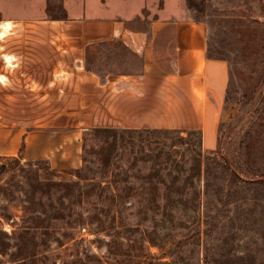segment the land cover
Returning <instances> with one entry per match:
<instances>
[{"label": "rangeland", "instance_id": "rangeland-1", "mask_svg": "<svg viewBox=\"0 0 264 264\" xmlns=\"http://www.w3.org/2000/svg\"><path fill=\"white\" fill-rule=\"evenodd\" d=\"M60 1L0 0V22L62 14ZM125 3L134 28L205 24L208 54L229 67L217 145L199 147L194 129L155 140L92 127L77 167L0 157V264H264V0ZM113 47L93 51L91 66L129 68Z\"/></svg>", "mask_w": 264, "mask_h": 264}, {"label": "crops", "instance_id": "crops-1", "mask_svg": "<svg viewBox=\"0 0 264 264\" xmlns=\"http://www.w3.org/2000/svg\"><path fill=\"white\" fill-rule=\"evenodd\" d=\"M126 1L61 0L62 14L0 22V157L77 167L92 127L194 129L204 150L216 147L229 67L208 54L205 24L157 17L134 28ZM113 45L129 68L91 66Z\"/></svg>", "mask_w": 264, "mask_h": 264}, {"label": "trees", "instance_id": "trees-1", "mask_svg": "<svg viewBox=\"0 0 264 264\" xmlns=\"http://www.w3.org/2000/svg\"><path fill=\"white\" fill-rule=\"evenodd\" d=\"M129 131L133 134V135H135L136 137H141V135H146V137H148V138H151V137H153L154 136V133H160V134H162V133H176L177 135L178 134H181L183 131L182 130H179V129H149V128H142V129H137V128H130L129 129ZM160 134H158V135H160ZM164 139H163V141L164 142H166V140L168 139V137L167 136H165V137H163ZM153 139H155V137H153ZM158 139V138H157ZM157 139H155V140H157ZM162 141V140H161ZM163 142V143H164ZM165 144V143H164ZM198 145H199V147H201L202 148V145H201V133H200V137H199V141H198ZM199 147H197V148H199ZM201 148H199L198 149V151L200 152V149ZM149 180V179H148ZM146 181V182H150V181ZM145 184V183H144ZM127 196H129V194L127 195ZM126 196V197H127ZM196 197H197V199H198V201L200 200V195L198 194V195H196ZM153 198H154V196H151L150 197V194H148L147 196L145 195V196H142V195H140V197L138 198V200H141V202L143 203V202H151L152 200H153ZM195 198V197H194ZM178 201H180L181 203H185L186 202V199H183V197H179L178 198Z\"/></svg>", "mask_w": 264, "mask_h": 264}]
</instances>
